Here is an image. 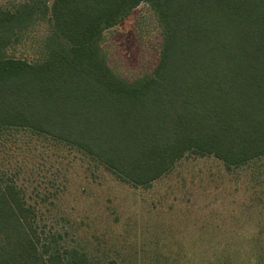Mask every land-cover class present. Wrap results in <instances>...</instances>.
I'll use <instances>...</instances> for the list:
<instances>
[{
    "label": "trees",
    "instance_id": "trees-1",
    "mask_svg": "<svg viewBox=\"0 0 264 264\" xmlns=\"http://www.w3.org/2000/svg\"><path fill=\"white\" fill-rule=\"evenodd\" d=\"M142 4L156 14L161 47L152 71L129 79L111 67L103 38ZM44 20L51 33L37 60L12 54ZM20 134L84 154L135 189H150L188 155L228 170L259 163L264 0L0 6V146ZM255 236L196 264H264ZM0 264L99 263L48 229L24 188L0 172Z\"/></svg>",
    "mask_w": 264,
    "mask_h": 264
},
{
    "label": "rangeland",
    "instance_id": "rangeland-1",
    "mask_svg": "<svg viewBox=\"0 0 264 264\" xmlns=\"http://www.w3.org/2000/svg\"><path fill=\"white\" fill-rule=\"evenodd\" d=\"M52 1L39 0L48 7ZM50 30L47 20L38 22L12 54L36 61ZM161 41L156 14L142 4L106 33L103 48L111 67L133 79L152 71ZM7 138L0 172L24 188L48 229L94 262L196 264L254 234L264 243V159L228 170L212 156L188 155L150 189H135L63 145L23 134Z\"/></svg>",
    "mask_w": 264,
    "mask_h": 264
}]
</instances>
